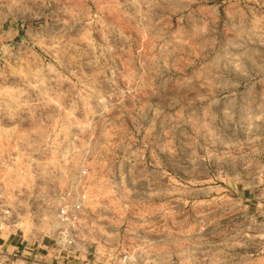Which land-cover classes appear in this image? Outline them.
Instances as JSON below:
<instances>
[{"label": "rangeland", "instance_id": "374dc122", "mask_svg": "<svg viewBox=\"0 0 264 264\" xmlns=\"http://www.w3.org/2000/svg\"><path fill=\"white\" fill-rule=\"evenodd\" d=\"M0 193L97 264H264V0H0Z\"/></svg>", "mask_w": 264, "mask_h": 264}, {"label": "built area", "instance_id": "2783aa9c", "mask_svg": "<svg viewBox=\"0 0 264 264\" xmlns=\"http://www.w3.org/2000/svg\"><path fill=\"white\" fill-rule=\"evenodd\" d=\"M86 201V197L83 194H78L76 199L70 204V206H62L58 209V217L62 223L74 224L78 220V214L83 209ZM13 210L7 205L0 193V233L6 231L12 221ZM51 250L53 252L54 262L42 263L35 256L30 259H24L25 264H59V260L62 258L64 261H76L77 264H97L94 255L87 257L80 249L77 239L74 235L63 231L57 235L56 239L52 243ZM82 258V259H81ZM108 264H131L130 256L128 253L123 252L119 257L113 258L112 256L107 258Z\"/></svg>", "mask_w": 264, "mask_h": 264}, {"label": "crops", "instance_id": "0c3cea01", "mask_svg": "<svg viewBox=\"0 0 264 264\" xmlns=\"http://www.w3.org/2000/svg\"><path fill=\"white\" fill-rule=\"evenodd\" d=\"M1 233H0V248H2L5 251V254L7 256H12L14 252H18L21 254V256L24 257V259H28V258L30 259V256L31 257L35 256V258H38L42 263L54 262L53 252L51 250L52 244L49 246L45 244L41 246L39 245L35 246L34 241H27L23 237L16 235L15 233L6 234L5 236H1ZM84 255H86V253ZM222 255L224 256V258L232 257V253L230 254L228 252H223V254H221L220 256ZM213 256L214 255H209L210 258H212ZM236 256H238V254H236L235 257ZM87 257H90V255H88ZM58 262L59 264H77L76 261H72V259L65 262L63 258Z\"/></svg>", "mask_w": 264, "mask_h": 264}]
</instances>
